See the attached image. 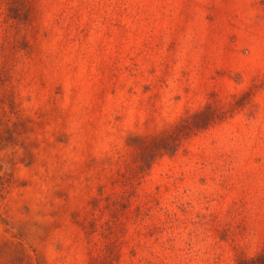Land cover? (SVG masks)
<instances>
[{
  "label": "rangeland",
  "instance_id": "1",
  "mask_svg": "<svg viewBox=\"0 0 264 264\" xmlns=\"http://www.w3.org/2000/svg\"><path fill=\"white\" fill-rule=\"evenodd\" d=\"M0 264H264V0H0Z\"/></svg>",
  "mask_w": 264,
  "mask_h": 264
}]
</instances>
